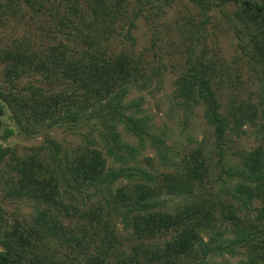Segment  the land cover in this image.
<instances>
[{
  "label": "trees",
  "instance_id": "1",
  "mask_svg": "<svg viewBox=\"0 0 264 264\" xmlns=\"http://www.w3.org/2000/svg\"><path fill=\"white\" fill-rule=\"evenodd\" d=\"M9 1L10 6L0 1V27L18 11L14 1ZM191 1L205 15L215 6L232 4L233 11L225 14L228 23L244 50L253 43L251 58L264 62V0ZM126 2L86 0L89 9L82 12L81 20L89 28L86 43L95 49H84L81 57L77 47L66 43L45 50L40 49L41 45L35 49L30 41L28 45H0V62H6L5 83L0 82V164L11 168L0 169V180L5 184L6 196L32 200L36 209L30 220H15L1 232L0 264H206L209 256L235 253L240 246L249 251L245 264L262 263L263 147L242 150L241 165L232 173L239 176L237 183L231 185L229 180L223 187L231 197L227 200L220 193L202 192V180L210 174V166L201 149L183 157L177 171L158 177L139 165L114 169L92 144L78 146L72 155L65 153L64 163L58 156L62 145L48 135L46 144L32 147L24 155L2 143L14 134L13 128L3 124L9 110L11 120L29 135L57 126L80 129L95 118L103 119L106 131L100 133L113 154L118 150H125L127 155L140 153L122 138L118 130L121 125L141 141L151 136L159 147H166L162 136L150 131L148 116H137L142 111V98L126 102L128 84L146 75L144 61L126 51L111 55L105 46L115 33V24L127 18ZM136 16L129 21L131 27L135 26ZM209 71L215 72L214 65L198 59L183 73L177 92L187 105L205 103L206 120L214 127L218 148L222 149L229 133L240 135L245 124L255 122L258 109L252 102H242L223 112ZM36 73H41L49 84L60 82L62 77L65 82L62 88L44 89L37 85ZM22 78L25 83L20 85ZM134 108L135 112L127 113ZM163 156L169 157L168 153ZM135 175L138 183L113 188L120 177ZM69 180L73 182L68 186L78 191L82 186H99L97 190L105 192L103 197L108 195L107 207L83 210L75 203L65 204L62 186ZM163 194L183 195L186 201L176 209H166V200L159 198ZM113 214L123 216L125 226L132 228L138 238L129 250L119 247L122 241ZM72 215L87 220L86 224H65ZM226 222L232 225L233 237Z\"/></svg>",
  "mask_w": 264,
  "mask_h": 264
},
{
  "label": "rangeland",
  "instance_id": "2",
  "mask_svg": "<svg viewBox=\"0 0 264 264\" xmlns=\"http://www.w3.org/2000/svg\"><path fill=\"white\" fill-rule=\"evenodd\" d=\"M0 1L10 6L9 0ZM13 1L18 11L0 27V45H15L21 42L28 45L30 41L35 49L41 45L40 49L45 50L49 46L66 43L71 48H78L79 57L84 55L86 49L89 52L95 49L86 43L89 28L81 20L82 12L89 9L86 0ZM126 4L127 18L115 24V33L109 37V42H105V46L107 53L111 55L126 51L144 61L146 75L138 82L128 84L130 88L126 102L142 98V111L137 116H148L152 125L150 131L155 136H162L166 147H159L151 136H144V141H141L138 137L130 135L121 125L118 130L122 138L139 148L140 153L134 152L133 156L127 155L125 150H118L113 154L109 152L106 140L100 133L106 131L103 119L95 118L85 122L84 127L80 129L57 126L29 135L11 120L9 110L4 115L3 124L4 127L13 128L14 134L2 143L24 155L31 151L32 147L46 144L48 135L47 137L62 145L58 149V156L63 158L64 163L65 153L72 155L78 146L92 144L101 151L112 168L139 165L158 177L177 171L183 157L201 149L210 166V174L205 175L202 180V192L220 193L224 199L230 200L231 197L223 187L228 186L229 180L232 181L231 185L237 183L239 176H232V173L237 165H241L242 150H251L257 146L264 148V62L251 58L250 54L255 52L253 43L250 42L247 50H244L241 39L228 23L225 14L233 11L235 7L232 4L215 6L205 15L191 0H128ZM136 14L135 26L131 27L129 21ZM206 17L209 19L206 20ZM89 18L90 21L92 17ZM254 57L256 58L255 54ZM198 59L214 65L215 72L209 73L215 80L223 112L226 113L230 105L238 106L242 102H252L258 109L255 122L245 124L240 135L229 133L222 149L218 148L214 127L206 120L205 103L201 101L187 105L185 99L177 92L183 73ZM200 66L198 64L197 67ZM5 67L6 62L1 61V83H5ZM35 75L39 79L35 80L37 85L44 89H59L65 82L61 76L60 82L49 84L41 73ZM65 79L71 82V79ZM24 83L22 78L20 85ZM136 110L130 109L127 113ZM87 113H92V110ZM47 152L50 153L49 150ZM163 153H168L169 157L165 158ZM124 157L130 159L124 161ZM8 159L10 161V158ZM3 165L0 164V169L11 170L9 166ZM72 182H63L62 190L66 191L63 193L65 204L75 203L83 210L98 205L107 207L108 195L104 198L105 192L103 194V191L99 192L96 188L99 186H82L80 192L68 186V183ZM134 183H138V175L132 178L123 176L113 188ZM159 198L166 200V209H176L186 201L183 195L163 194ZM35 212V203L32 200H14L6 196L5 184L0 180V234L6 227L15 223V220H30ZM111 217L122 241L119 247L131 249L133 243L138 242L133 229L125 226L123 216L113 214ZM69 218L65 223L69 226L84 225L87 221L77 215ZM225 225L229 226L233 237L232 225L227 222ZM248 255L249 251L240 246L235 253L209 256L206 264H245ZM260 264H264V261Z\"/></svg>",
  "mask_w": 264,
  "mask_h": 264
}]
</instances>
